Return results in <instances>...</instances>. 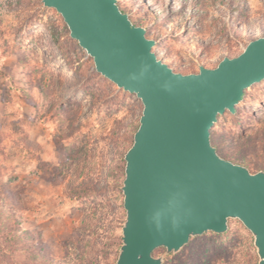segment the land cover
Masks as SVG:
<instances>
[{"label":"rangeland","instance_id":"obj_1","mask_svg":"<svg viewBox=\"0 0 264 264\" xmlns=\"http://www.w3.org/2000/svg\"><path fill=\"white\" fill-rule=\"evenodd\" d=\"M118 1L159 57L183 72L237 56L264 33V0ZM40 2L0 0V198L58 264H116L126 216L120 152L132 144L143 104L93 73L62 16ZM212 133L222 156L264 170V80ZM164 264H258V254L251 232L231 219L225 233L193 237Z\"/></svg>","mask_w":264,"mask_h":264},{"label":"water","instance_id":"obj_2","mask_svg":"<svg viewBox=\"0 0 264 264\" xmlns=\"http://www.w3.org/2000/svg\"><path fill=\"white\" fill-rule=\"evenodd\" d=\"M42 2L62 16L95 70L143 104L124 154L126 216L116 264H164L193 237L225 233L231 219L251 232L264 264V170L222 156L211 132L264 80V33L215 67L183 72L159 57L146 27L118 0Z\"/></svg>","mask_w":264,"mask_h":264},{"label":"trees","instance_id":"obj_3","mask_svg":"<svg viewBox=\"0 0 264 264\" xmlns=\"http://www.w3.org/2000/svg\"><path fill=\"white\" fill-rule=\"evenodd\" d=\"M118 3L120 5L121 9L128 13V10H126L121 5L120 2H118ZM40 6L44 9H47V7H45L43 5L42 0L40 2ZM130 17L136 24L142 25L139 22H137L131 15H130ZM64 27L68 29V27L65 23H64ZM54 40L59 47L62 46V43L60 42L58 37L55 36ZM71 41L75 42V44H78V42L73 38H71ZM224 57H235V56H233V55H226L225 56L224 55L221 59H223ZM221 59L215 60V61L214 60H208L206 62V64L204 63L203 65H205L207 67H215L220 62ZM93 73L105 78L99 72H97L95 70V68L93 70ZM138 126H139V122L133 126V134L136 131V129L138 128ZM211 132H212V130H211ZM212 135H213V133H212ZM212 142H213V136H212ZM213 144L217 147V150L220 153V150H219L217 144L215 142H213ZM120 153H121V161H122L121 168H122V173H123V178H122V182H123V179L125 177V173H124V168H125L124 154H125V151L120 152ZM224 157H226V156H224ZM226 158H228V157H226ZM228 159H231V158H228ZM231 160L237 161L236 159H231ZM108 172L110 174H113L115 172L114 167L113 168L111 167ZM121 185H122V183L119 185V188H120L119 191L122 193ZM82 187H87V186L85 185V183H82L79 186V190ZM82 192L83 191H81V193ZM121 206L123 207V203ZM22 223H23L22 220L17 219V217L15 216L14 210L7 207V205L4 203L3 199L0 198V264H29L28 261H26L23 258L19 259L18 257H14V254H16L18 252L23 253L29 261L31 260L32 264H35V261L37 258L41 259L44 264H58L53 258H51L49 256H45L44 254H42V252L38 251L35 248V245H33L29 242L27 231L23 230L21 227ZM216 234H218V233H216Z\"/></svg>","mask_w":264,"mask_h":264}]
</instances>
